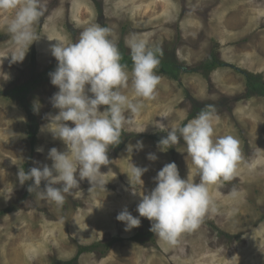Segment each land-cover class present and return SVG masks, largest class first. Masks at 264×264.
<instances>
[{"label":"rangeland","instance_id":"obj_1","mask_svg":"<svg viewBox=\"0 0 264 264\" xmlns=\"http://www.w3.org/2000/svg\"><path fill=\"white\" fill-rule=\"evenodd\" d=\"M10 16L0 13V264H264V97L247 96L246 86L252 75L250 82L264 91V0H48V12L35 26L40 39L21 62H13L17 50L6 29ZM95 23L114 27L129 60L126 37L150 34L149 46L163 50L156 70L161 83L157 98L143 101L121 143L109 147L112 163L100 169L105 191L90 190L85 179L57 207L29 193L32 181L21 185L18 172L51 167L49 150H66L61 140L41 131L46 114L58 112L49 102L58 91L50 83L57 61L49 49L57 41L75 42ZM210 58L220 67L203 72ZM124 92L139 99L131 80ZM34 101L41 105L38 113ZM209 103L218 109L217 135H234L242 151L234 178L210 188L218 211L175 247L154 233L148 236L152 222L144 217L139 227L125 231L116 216L124 208L139 216L137 205L156 187L154 178L165 164L175 162L182 179L199 182L183 140L161 150L158 141L167 132L153 122L183 125ZM30 118L37 126L33 146ZM138 140L143 149L129 154L126 146ZM149 153L157 160L149 161ZM129 160L148 168L142 185L127 176ZM233 187L239 191L235 199L228 195ZM106 244L110 248L102 254ZM91 245L98 247L80 252Z\"/></svg>","mask_w":264,"mask_h":264},{"label":"clouds","instance_id":"obj_2","mask_svg":"<svg viewBox=\"0 0 264 264\" xmlns=\"http://www.w3.org/2000/svg\"><path fill=\"white\" fill-rule=\"evenodd\" d=\"M47 12L48 0H0V13L11 14L6 29L17 50V59L13 62H21L29 47L40 39L35 26ZM149 35L141 37L133 32L126 37L132 61L130 72L127 64L121 63L122 53L114 27L95 23L84 28L75 42L57 41L50 46V53L57 61V67L49 73L50 83L58 91L49 102L58 112L46 114L48 123L41 131L46 130L54 139L61 140L66 150L58 151L55 147L49 150L47 158L52 161L51 167L37 162L39 166L27 172L19 170V183L32 181L27 191L34 193L35 198L62 207L85 179L91 185L90 190L105 191L106 174L100 169L112 163L109 147L121 143L124 130L142 113L143 101L157 98L161 76L156 70L163 50L149 46ZM130 80L137 100L124 92ZM40 107L39 101H34L33 111L38 113ZM189 109L190 105L186 111ZM219 122L218 109L212 103L183 125L169 128L167 123L153 122L159 131L167 132L158 141L161 150L183 140L199 182L182 179L175 162L165 164L154 178L156 187L142 195L136 208L139 216L134 217L127 208L116 216L117 221L125 224V231L139 227V217H144L152 222L151 232L175 247L185 234L198 230L208 214L218 211L210 188L231 181L242 160L239 139L232 134L217 135ZM142 149L143 142L139 140L135 145L126 146L129 154ZM146 158L155 161L158 157L149 153ZM128 170L127 176L142 185L141 177L148 168L129 160ZM228 195L235 199L239 191L233 187Z\"/></svg>","mask_w":264,"mask_h":264},{"label":"trees","instance_id":"obj_3","mask_svg":"<svg viewBox=\"0 0 264 264\" xmlns=\"http://www.w3.org/2000/svg\"><path fill=\"white\" fill-rule=\"evenodd\" d=\"M214 59V58H213ZM212 58L208 59V61L206 63L203 64L202 68H203V72H208L209 70L213 69L214 67H220V65L215 64ZM121 63H125L127 64L128 68L132 67V61L128 59L127 56L122 54V61ZM255 76V75H254ZM252 77V75H251ZM251 77L247 80V90H248V95L247 96H262L264 97V91H258V86H254L251 82L250 79ZM195 112V110H194ZM197 115V114H195ZM30 123L28 124V139L30 142V145H34L35 144V140H36V134H37V126L35 124V121L30 118ZM153 232L148 233V236H152ZM98 247V245H91L88 247H84L80 250V252H92L93 250H95ZM105 247H107V249H105L104 251H102L101 253L104 254L109 248H110V244H106Z\"/></svg>","mask_w":264,"mask_h":264},{"label":"bare ground","instance_id":"obj_4","mask_svg":"<svg viewBox=\"0 0 264 264\" xmlns=\"http://www.w3.org/2000/svg\"><path fill=\"white\" fill-rule=\"evenodd\" d=\"M256 259V258H255Z\"/></svg>","mask_w":264,"mask_h":264}]
</instances>
